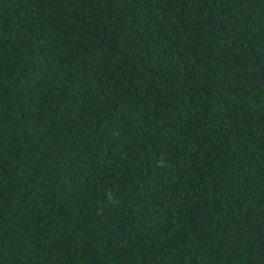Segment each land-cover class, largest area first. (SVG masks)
I'll list each match as a JSON object with an SVG mask.
<instances>
[{
	"label": "trees",
	"instance_id": "trees-1",
	"mask_svg": "<svg viewBox=\"0 0 264 264\" xmlns=\"http://www.w3.org/2000/svg\"><path fill=\"white\" fill-rule=\"evenodd\" d=\"M0 264H264V0H0Z\"/></svg>",
	"mask_w": 264,
	"mask_h": 264
}]
</instances>
